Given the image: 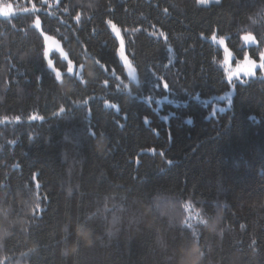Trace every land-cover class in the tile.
Returning <instances> with one entry per match:
<instances>
[{"label": "trees", "instance_id": "trees-1", "mask_svg": "<svg viewBox=\"0 0 264 264\" xmlns=\"http://www.w3.org/2000/svg\"><path fill=\"white\" fill-rule=\"evenodd\" d=\"M9 2L16 9L35 4L43 10L0 17V117H21L20 122L0 124V261L264 264V78L257 71L256 77L237 82L225 99L216 98L230 88L221 64L223 52L200 36L203 32L210 37V29H216L217 37H226L235 60L243 59L240 48L258 59L253 54L257 49L245 47L240 39L252 31L248 17L256 21L257 40L264 39V16H253L261 7L257 0H246L256 7L239 10V0L202 6L197 0ZM78 12L82 24L71 18ZM37 16L69 58H76L75 68L84 65L86 86L66 79L61 86L50 74L42 75L35 54L21 60L25 52L42 51L43 38L34 28ZM107 19L121 30L125 53L130 60L135 57L134 65H155L152 71L165 76L171 93L162 85L157 90L150 84L138 86L126 76L122 79L130 87L120 93L115 82L103 87L106 77L93 68V60L107 58L109 50L114 53L119 46L104 23ZM154 31L157 35H150ZM159 31L167 35V46ZM51 58L58 60V52ZM66 94L73 100L95 99L52 117L61 104H69ZM165 95L172 104L163 100ZM104 100L117 104L118 110L105 107ZM218 104L224 111L214 115ZM34 113L46 119L29 121ZM144 117L150 123L145 124ZM89 127L97 131L95 140L88 135ZM150 147L156 154L146 151ZM34 172L37 181L29 183ZM157 198L176 206L157 208ZM36 203L46 208L35 213L42 219L33 218ZM187 203L205 208L204 218L211 216L207 226H196L198 243L192 230L182 227ZM105 204L112 211L105 213ZM32 248L36 252L26 256Z\"/></svg>", "mask_w": 264, "mask_h": 264}, {"label": "snow or ice", "instance_id": "snow-or-ice-1", "mask_svg": "<svg viewBox=\"0 0 264 264\" xmlns=\"http://www.w3.org/2000/svg\"><path fill=\"white\" fill-rule=\"evenodd\" d=\"M61 0H57V3L59 4ZM41 3H46V0H41ZM198 4H207L209 3V0H197ZM215 3L217 5L221 4V0H215ZM257 3L261 5L259 8V12H254L253 16L260 15L264 16V0H257ZM233 5L230 3L229 8L231 9ZM237 10L243 8V9H251L256 7V4H248L246 0H239V3L235 5ZM43 9H37L35 4H32L30 8H23V9H16L14 5L9 2V0H6L4 3H0V17L3 18H10L12 17L16 11H22L25 13H31V12H38ZM65 12H68L69 9L65 8ZM109 12L112 11L111 8L108 9ZM168 9L165 8L164 12L167 13ZM235 15V13H234ZM77 24H82L83 17L81 13H77L75 17H71ZM249 20H251V24H249V28L252 29V31L244 32L240 39L244 41L245 45H252L257 49V52H254L253 54H258L259 59H253L252 56L249 54L248 51L244 50L243 48L238 49V51H244L243 60H235V54L233 51L229 50V48L226 45V37L225 36H219L217 37V30L216 29H210L211 36L205 37L204 33L201 32L200 36L202 39H210L213 43L218 44L223 48V61L222 64L224 66V72H225V78L227 79V84L230 88L235 89L237 82L244 83L245 81L240 79L241 74L244 77H256L257 71L260 73V77L264 78V49L260 48V44H264V39L257 40V35H259V32H257L256 28V21L252 17H248ZM61 23H64V21H61ZM104 23L111 29V32L114 34L116 41L119 43V47L115 48L114 53L112 50H109L107 58H105L104 55H101L100 58L93 60V68L96 70H99L106 78L103 80L102 84L104 88L111 87L112 82H115V92L120 93L125 89H128L130 85L125 84L122 77H125L133 82H135L138 86L141 84H150L152 86L153 90H157L163 86V90L165 93H171L172 89L170 88V83L167 81L165 76L160 75L157 76L155 71H152L153 66H149L148 64H144L143 66L136 64L134 65L133 61L135 60V57H133L132 60L129 59L128 55L125 54L126 46H125V40L121 34V30L117 27V24L113 22L112 19H107L104 21ZM34 28L39 31V36L43 38V44H42V51L39 53H33L32 51L25 52L24 56L21 57V60L24 58L30 56V55H37L38 59L40 60L41 67L43 69L42 75L47 73L50 74L54 80V82H58L61 86L65 83V79L73 84H81L86 86V81L83 79V69L84 65H80V70L77 71V69L74 66V58H69V53L65 52L63 47L61 46L60 42L56 41L52 36L48 35L46 30L42 27V21L39 16H37L34 20ZM125 32L127 29L124 30ZM139 31V29H137ZM256 32L257 35H254L253 33ZM150 35H157V32L150 33ZM159 37L164 38V44L165 46L168 45V37L163 31L158 32ZM51 42V44H50ZM79 43V41H78ZM169 52L172 51L171 47H168L167 49ZM58 52L59 59L54 60L51 57L55 55ZM85 54H87L85 50ZM103 60V63L101 62ZM235 60L236 62V68L232 69L229 66V62ZM66 62V70H62L64 63ZM171 63V60L169 61ZM59 65V66H58ZM112 65H116L115 67H112ZM165 68L168 67V65H164ZM117 71H120L121 75H117ZM91 75V73L89 74ZM37 82H41L42 76L36 77ZM66 99L69 101V104L66 106L65 104H61L56 111H53L51 113L52 117H58L63 115L65 112L69 111L72 106H80L88 105L90 100H94L95 97H87L81 100H73L71 99V94H66ZM151 99V98H149ZM225 99V96H221V100ZM163 100L168 101L172 104V101H169L168 95H165L163 97ZM156 103L159 104L160 100L157 99ZM104 106L107 108L117 109L118 105L115 103H110L108 100H104ZM176 106V105H173ZM89 114L91 113V109H88ZM214 115L216 112V108L213 107L212 109ZM219 111L222 113L224 111V108H220ZM46 119L45 116L39 115V114H32L28 116L29 121H41L43 122ZM165 122L169 119L168 116H164L162 118ZM21 117L16 116L13 119H9L7 116L0 117V124H11V123H17L20 122ZM145 124L150 123L147 117H144ZM187 122L190 124L191 120H187ZM122 127V125H121ZM153 131H156L155 129ZM88 135L92 137L94 140L97 138V131L93 127H89L88 129ZM100 137V144L98 147L101 148V151L104 148V134L101 132L99 134ZM169 141H171V132L169 131ZM8 143H15L14 141H9ZM149 153L156 154V149L154 147H150L146 150ZM161 156L164 155L163 152L159 153ZM169 163H171L169 161ZM139 164V154L137 157V165ZM19 165H13V168H17ZM38 173H32L31 176V182L37 181ZM6 186V185H5ZM42 185L37 182L36 188L39 189ZM25 188L28 190L27 185H25ZM69 194L71 195V189H69ZM44 201H48V197H43ZM206 206H210L208 201L202 202ZM161 205H166L169 210H173L175 208L174 203H169L163 198H157L156 201V207L159 208ZM46 211V208H41L39 203L34 204L33 206V218L34 219H42V215L36 216V212L43 213ZM103 211L105 213L112 211L107 204H105ZM205 208H201L199 210L195 209L192 203H187L186 207H183V214H186V218L183 221V229L192 230V235L195 237L197 243H198V236L199 234L196 232V226L197 225H203L207 226L209 223V220L211 219V216H208L207 218H204ZM99 214V211L97 213H94L93 215ZM220 219V217H218ZM79 220V218H78ZM117 218L114 216L112 223H116ZM195 220L196 224L190 223V221ZM241 228H244V225H241ZM82 235H86L83 233L82 229L80 230ZM111 235V231L108 233ZM77 249L75 251H78V246L80 243L79 238H77ZM36 248H32L29 250L28 253H26V256H30L31 253L36 252ZM64 255H67V252L64 253ZM204 253L201 251V258H203ZM8 258L5 257L4 261H0V264H5V261Z\"/></svg>", "mask_w": 264, "mask_h": 264}, {"label": "rangeland", "instance_id": "rangeland-1", "mask_svg": "<svg viewBox=\"0 0 264 264\" xmlns=\"http://www.w3.org/2000/svg\"><path fill=\"white\" fill-rule=\"evenodd\" d=\"M215 2V0H209V3H207V4H199V5H208V4H212V3H214ZM118 27V26H117ZM111 30V29H110ZM112 33V32H111ZM113 34V33H112ZM55 39V38H54ZM56 40V39H55ZM210 40V39H209ZM57 41V40H56ZM211 41V40H210ZM118 42V41H117ZM243 43H244V41H243ZM50 44H51V42H50ZM216 44V43H215ZM118 45H119V43H118ZM218 45V44H217ZM244 45H245V43H244ZM219 46V45H218ZM225 46H227L228 47V45H227V43H226V45ZM119 47V46H118ZM220 47V49L222 50V52H223V48L221 47V46H219ZM245 47H250V45H245ZM229 48V47H228ZM264 49V48H263ZM230 50V49H229ZM249 52V51H248ZM126 54V53H125ZM253 58V57H252ZM253 59H255V58H253ZM258 59H259V57H258ZM257 59V60H258ZM239 60H243V59H239ZM223 61V60H222ZM221 64H222V62H221ZM222 66H223V64H222ZM229 66H230V68H232V69H235L236 68V62H234V60H232V61H230L229 62ZM77 69V71H79L80 70V67L79 68H76ZM223 70H224V66H223ZM224 74H225V72H224ZM257 75V74H256ZM251 77H244L242 74H241V76H240V79H250ZM227 80V79H226ZM131 81V80H130ZM131 82H133V81H131ZM133 83H135V82H133ZM231 92H232V88H229V90L224 94V96H229L230 94H231ZM221 96H223V95H220V96H218V97H216V98H221ZM215 108H216V110H218V109H220V108H225V107H223V106H221V104H218V105H215Z\"/></svg>", "mask_w": 264, "mask_h": 264}]
</instances>
